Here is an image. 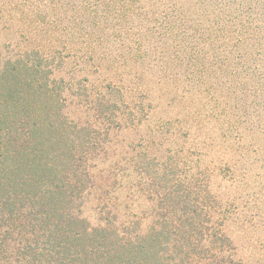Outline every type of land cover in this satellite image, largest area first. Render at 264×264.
Segmentation results:
<instances>
[{"label":"rangeland","instance_id":"1","mask_svg":"<svg viewBox=\"0 0 264 264\" xmlns=\"http://www.w3.org/2000/svg\"><path fill=\"white\" fill-rule=\"evenodd\" d=\"M260 9L0 0V264H264Z\"/></svg>","mask_w":264,"mask_h":264},{"label":"trees","instance_id":"2","mask_svg":"<svg viewBox=\"0 0 264 264\" xmlns=\"http://www.w3.org/2000/svg\"><path fill=\"white\" fill-rule=\"evenodd\" d=\"M260 13L264 12V9H260ZM252 12V11H251ZM262 15H264L262 13ZM244 23L248 24V26L251 27V23H254V31L258 30L260 32L259 34V42H262L264 40V17H259L258 14L250 15V17H244ZM259 20V22H258Z\"/></svg>","mask_w":264,"mask_h":264}]
</instances>
